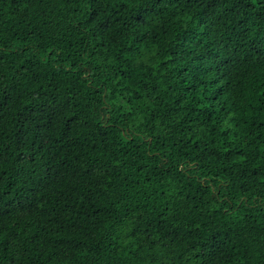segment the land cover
I'll list each match as a JSON object with an SVG mask.
<instances>
[{"label":"trees","instance_id":"1","mask_svg":"<svg viewBox=\"0 0 264 264\" xmlns=\"http://www.w3.org/2000/svg\"><path fill=\"white\" fill-rule=\"evenodd\" d=\"M0 264H264V0H0Z\"/></svg>","mask_w":264,"mask_h":264}]
</instances>
